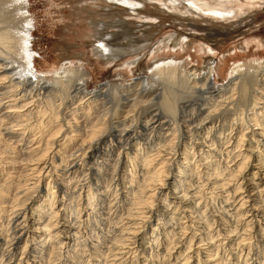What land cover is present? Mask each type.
<instances>
[{"label": "bare ground", "instance_id": "bare-ground-1", "mask_svg": "<svg viewBox=\"0 0 264 264\" xmlns=\"http://www.w3.org/2000/svg\"><path fill=\"white\" fill-rule=\"evenodd\" d=\"M122 21L98 56L127 52ZM27 23L0 26V264H264V58L88 89L83 65L37 72Z\"/></svg>", "mask_w": 264, "mask_h": 264}, {"label": "rangeland", "instance_id": "rangeland-1", "mask_svg": "<svg viewBox=\"0 0 264 264\" xmlns=\"http://www.w3.org/2000/svg\"><path fill=\"white\" fill-rule=\"evenodd\" d=\"M190 1L200 5L207 4L216 10L226 9V12L237 10V17L232 21L208 20L204 12L194 10ZM118 2L119 0H0V19L4 20H0V26L5 24L11 32H18L21 36L25 26L29 24L27 22H30L32 55L37 72L49 79L51 74L68 62L83 65L90 75L88 89H95L104 83L128 86L134 80L143 81L152 74L155 65L170 60L182 62L186 71L193 69L200 74L213 67L215 85L220 86L226 82L229 70L236 63H245L256 57L264 58V7L260 2ZM117 18L123 20L120 24H125V33L115 35L111 44H122L125 49L128 48L127 52L116 58L98 56L95 52L100 45L96 44L100 38L97 30L102 24H106L107 28L102 32L107 33V36L120 31L121 28L113 26ZM92 23L99 24L93 26ZM257 40L263 43L262 47H256ZM172 159L177 163L179 158ZM174 167L176 165L171 167L168 179L175 174ZM43 188H46L45 185ZM154 205L160 203L155 202ZM171 254L175 256L173 250ZM170 263L173 264L172 259Z\"/></svg>", "mask_w": 264, "mask_h": 264}]
</instances>
